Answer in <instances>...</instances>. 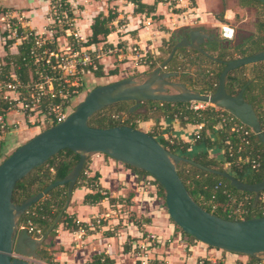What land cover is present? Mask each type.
<instances>
[{
    "label": "water",
    "instance_id": "obj_1",
    "mask_svg": "<svg viewBox=\"0 0 264 264\" xmlns=\"http://www.w3.org/2000/svg\"><path fill=\"white\" fill-rule=\"evenodd\" d=\"M258 1L264 6V0ZM220 35L221 38L231 39L233 30L224 25L220 28ZM205 37L208 34L204 29L188 30L187 36H183L173 45L162 62L149 72L141 74V81L134 76H128L95 85L62 121L40 130L0 161V264H40L41 256L38 251L68 207L83 165L92 153L106 154L151 176L163 190L169 218L185 234L208 247L264 261V216L226 219L205 210L187 191L178 175L176 164L183 161L197 169L226 178L235 189L254 193L253 205L264 190V179L255 183L243 182L225 169L209 167L174 153L150 133L129 125L93 127L88 124L94 113L121 101L134 102L129 107V112L148 100L170 103L200 101L230 113L250 128L264 146V131L258 115L252 104L243 97L246 84L235 95L227 93L225 88L230 71L264 61V48L249 55L220 60L202 49ZM183 46L223 63L214 91L200 93L191 90L182 82L168 80L176 73L165 71L167 63L175 49ZM168 88L174 92H167ZM63 149L78 153L72 169L63 178L50 182L21 203L13 202L12 193L16 182ZM59 185H66V200L45 232L35 237L25 226H20V217L32 204Z\"/></svg>",
    "mask_w": 264,
    "mask_h": 264
},
{
    "label": "trees",
    "instance_id": "obj_2",
    "mask_svg": "<svg viewBox=\"0 0 264 264\" xmlns=\"http://www.w3.org/2000/svg\"><path fill=\"white\" fill-rule=\"evenodd\" d=\"M130 1L135 6L133 9L134 13H142L144 11L149 13L153 11V4H147L141 0ZM237 3L240 7L261 9L262 11L259 12V14L263 16V18L256 19L253 32L246 34V36H238L237 34L235 36L236 40H233L234 43L231 39L225 40L216 36L214 40H208L202 45V49L206 53L220 60L235 58L231 56L233 53L237 56H244L264 48V6L258 0H237ZM114 16L115 13L112 11H109L106 15L98 14L91 24V34L82 43L83 47L89 48L91 44L100 42L108 35L111 31L110 23ZM183 29H188V27L171 32L169 38L163 40L162 43H170L172 47L173 44L177 42L175 38L176 33ZM188 49L189 48L184 47L178 48L167 65L169 67L175 66V64L178 63V58L182 60L184 57L185 59H183V61L189 66H196L199 68L197 73L199 74L203 86L194 85L190 79L185 78V73H180L181 75L176 73V75H179L177 81L184 83L191 90H196L200 93L207 94L214 91L223 65L217 64V60L209 59L203 53L191 48L192 54ZM161 51H163V48L160 46L159 52L155 57H152L153 59L151 63L148 64L147 69L152 70L163 61L164 58L162 59L160 57ZM208 63L216 64L218 68H216V70H210L207 69V67L201 66V64L209 66ZM201 67L204 69L200 70ZM245 68H247L248 74L244 72L246 70ZM84 72L92 73L95 77L111 76L118 73L116 68L104 72L100 62L97 63L96 69L86 68ZM245 84L246 87L243 92V97L247 102L252 104L258 115L262 130L264 131V61L247 64L230 71L226 78L225 88L229 94H234ZM82 88L83 86L80 85L79 90ZM133 104V101H121L105 107L94 113L89 119L88 124L93 127H111L125 124L139 129L136 120H152L154 121L153 126H156L155 123L157 124L160 119H175L180 125H185L187 123L200 125L199 129L192 134L189 141L173 137L171 134H168L167 137H163L161 134L158 136L156 131L148 133L156 137V139L168 150L181 156L192 158L206 166L225 169L243 182L255 183L264 179V146L253 132L243 136L240 132L232 130L233 123L237 120L231 119L226 111H222L210 105H207L203 109L193 110L190 108L189 103H170L152 100L141 102L139 107H137L142 110L144 109V113L142 112L137 115L128 113V117L123 121L118 116L115 117L112 112L108 111L111 108H115L116 112L128 111L129 107ZM49 126L51 125H46L43 129ZM154 128L155 127H153V129ZM1 147L0 155L2 152L4 153L7 148L3 141ZM198 148H200L199 151L191 156H187L186 153L189 149L191 151ZM209 148L221 150V156L219 158L209 156L207 152ZM103 155L107 156L106 154ZM77 159V152L69 149L60 150L47 159L45 163L35 167L16 182L12 193V201L21 203L30 195L43 189L50 182L63 178L75 165ZM87 162L88 158L83 165L75 187L85 186L93 191L87 192L83 196L82 202L84 204L95 205L105 198L111 201L112 198L109 197L108 193L102 192L98 183L99 174L97 172L91 175L85 173ZM179 164L184 166V172L178 170L177 167ZM126 166L137 172L141 177L148 175L142 170L130 167L129 165ZM176 169L191 197L205 210L226 219H245L253 216H264V190L259 194L257 203L253 205L254 193L235 189L229 184L226 178L197 169L183 161H179L176 164ZM152 182L155 184L158 195L164 197L161 186L155 180ZM65 200L66 185L54 187L22 214L19 220L20 226L30 224L40 229V234L44 233L63 206ZM238 203L239 207L244 210V216L241 218L229 217L228 212L231 207H236ZM163 205L165 204L163 203ZM58 224H63L70 230L79 227L83 228L85 226L83 222L76 221L74 215L67 213L66 210L62 213ZM58 224L49 233L38 251L41 259L50 264L52 262L59 264L54 260V252L51 253L48 251V248L54 245ZM177 229L181 231L178 227ZM181 232L189 239H194L183 231ZM83 264H113V260L107 255H104V253H97ZM203 264L211 263L209 260L203 258ZM245 264H264V261L247 256Z\"/></svg>",
    "mask_w": 264,
    "mask_h": 264
},
{
    "label": "crops",
    "instance_id": "obj_3",
    "mask_svg": "<svg viewBox=\"0 0 264 264\" xmlns=\"http://www.w3.org/2000/svg\"><path fill=\"white\" fill-rule=\"evenodd\" d=\"M67 1L76 21L75 30L83 39L91 34V24L98 14L106 15L109 11L115 13L110 23V33L97 44H118L123 49L120 53L106 55L99 60L104 72L113 68L119 74L128 68L145 72L152 57L159 52L161 41L167 40L171 32L193 26L215 27L220 32V28L226 24L221 18H213L210 10L218 5V0L207 2L206 5H201L205 0H141L154 5L153 11L149 13H134L135 6L130 0ZM48 8L49 0H0V9L26 16L29 25L39 30L47 24ZM159 24H163L166 30H161ZM130 45H138L146 51L151 57L150 63L137 64L132 52L127 49ZM118 73L106 77L117 76ZM20 127L25 126L20 123ZM199 127L187 123L180 125L183 134H170L189 141ZM30 129L31 135L26 140L43 127L31 126L27 130ZM194 150L197 152L200 148ZM207 152L209 156L219 158L222 151L209 148ZM86 172L89 175L95 172L99 174L98 183L102 192L108 193L112 200L105 198L95 205L84 204L83 196L93 190L85 186L74 187L66 211L85 226L70 230L58 224L55 243L51 248H58L53 255L59 264H83L97 253L107 255L113 264H131L136 258L134 243L147 233L156 235L158 239L148 257L162 264H196L203 258L211 264H245L247 261V256L211 248L189 239L169 218L163 203L159 204L155 184L123 163L102 153H92L88 157ZM96 219H99L98 224H94ZM129 260L131 262L127 263Z\"/></svg>",
    "mask_w": 264,
    "mask_h": 264
},
{
    "label": "built area",
    "instance_id": "obj_4",
    "mask_svg": "<svg viewBox=\"0 0 264 264\" xmlns=\"http://www.w3.org/2000/svg\"><path fill=\"white\" fill-rule=\"evenodd\" d=\"M48 10L47 24L39 30L29 25L26 16L0 9V152L5 135L20 128V123L45 127L62 121L73 109L83 86L81 76L87 73L84 69H96L103 56L123 49L118 44L104 43L83 47L86 39L75 30L76 21L67 0H49ZM127 49L137 64L150 63L151 57L140 46L130 45ZM189 106L198 110L207 104L191 101ZM237 121L232 130L243 136L252 132ZM145 180L154 179L147 175ZM98 223L96 219L94 224ZM25 227L33 236L40 235V229L30 224ZM157 241L156 235L147 233L135 242L136 258L131 264H162L148 257ZM196 264H203V259Z\"/></svg>",
    "mask_w": 264,
    "mask_h": 264
},
{
    "label": "rangeland",
    "instance_id": "obj_5",
    "mask_svg": "<svg viewBox=\"0 0 264 264\" xmlns=\"http://www.w3.org/2000/svg\"><path fill=\"white\" fill-rule=\"evenodd\" d=\"M211 1L212 0H205V3L202 2L201 5H206L207 2H211ZM218 1H219L218 5L217 6L215 5L213 7L211 6L212 8L210 10L212 12L213 18H222L223 20H225V23H226L225 25L230 26L234 29L233 37L231 38L232 41L236 40L235 36L237 34H238V36H240V35L246 36V34L253 32L254 31V22L256 21V19L257 18H263V16H261L259 14V12L262 11L261 9H254L251 7L250 8L249 7H240L237 3V0H218ZM214 2H215V0H214ZM159 27L161 28V30H164V31L166 30L165 29L166 27L163 26V24H159ZM193 27H195V26H193ZM207 28L211 29L209 27H207ZM212 29H214V28H212ZM214 32H216L217 37L221 38L219 28H215ZM223 39L228 40L227 38H223ZM233 43H234V41H233ZM161 47L163 48V51H161L160 57L162 59L163 58L165 59L167 57V55L169 54V49H170L171 45H170V43L167 44V42H166V44H164L161 41ZM189 49H191V48H189ZM189 49H188V51H190V53H192V49L191 50H189ZM231 56L232 57H238L234 53ZM183 59H185V58L183 57L182 60H180V58H178V60H177L178 63L175 64V66L169 67L167 65L166 69L169 71H173V72L177 71L176 73H179V75H181L180 73H185V75H186L185 78L190 79V81L193 82L194 85L202 87L203 83H201L199 74L197 73L199 68H197L196 66H189L187 63H185V61H183ZM208 65L209 66H205L204 64H201V66L207 67V69H210V70H216V68H218V66L216 64H209L208 63ZM203 67H201L200 70L204 69ZM245 69L246 70L244 72L247 73L248 72L247 68H245ZM145 71L147 73L150 70L145 69ZM143 72H139V71H136L134 69L132 70L131 68H128V69L121 71V74L118 73L117 76H113V77H106L105 76L103 78H97L92 73H88V72L84 73L83 76H81V80L83 81V88L80 90L79 94L75 97L73 106H75L80 100H82L83 97L85 96V94L92 87H94L97 84H101L104 81H105L104 83L111 82V81L121 79L124 77H128V76H134L138 81H141L143 79V75H141ZM179 75L175 74V76H172L170 78V80L171 81H177V77ZM169 92H174V90L169 88ZM206 104L212 106V104H210V103H206ZM73 106H72V108H74ZM108 111L112 112V114H114L115 117L118 116L123 121L128 117V113H133V114L137 115L139 113H142L144 111V109L142 110L139 108H135L131 112H129V110L124 111V112L123 111L116 112L115 108H111ZM17 116H20V115H17ZM136 121L138 124V128L140 130L146 129L147 132L156 131V134H158V136H160V134H161L163 137H167L168 134H170V132H172L173 134L176 132L179 134H183V131H181L179 129L180 125L177 123V121L175 119H171V120L160 119V121L157 124L155 123L156 126H153L154 121H152V120H148V122L145 121L144 123L141 121H138V120H136ZM146 122H147V124H146ZM26 125L27 126H25L23 128L20 127V128L15 129V131L13 132L12 135L11 134L5 135L3 142L5 143V146L7 148H6V151L4 153L3 152L1 153L0 160H2L7 155H9L18 145L25 142L26 137L28 135H31L30 133L32 132V129L27 130L31 126L28 124H26ZM153 127H155V128L153 129ZM29 138H31V137H28V139ZM194 153H195L194 150L190 151V149H189L186 154H187V156H191ZM123 165L126 166L125 164H123ZM183 167L184 166L182 164H179L177 168L181 172H184ZM158 201H159V204L164 203V197L162 195H159ZM164 207H165V205H164ZM165 211H166V207H165ZM166 213H167V211H166ZM243 213H244V210L241 207H239V203H238L236 207H234V206L231 207L230 211L228 212V216L233 217V218H238V217L241 218L244 216ZM54 243H55V240H54ZM57 250H58V248H56V249H52L51 247L48 248V251L51 253H53ZM130 262H131L130 260L127 261V263H130ZM40 264H44V261L42 259L40 260ZM52 264H56V263L52 262Z\"/></svg>",
    "mask_w": 264,
    "mask_h": 264
},
{
    "label": "flooded vegetation",
    "instance_id": "obj_6",
    "mask_svg": "<svg viewBox=\"0 0 264 264\" xmlns=\"http://www.w3.org/2000/svg\"><path fill=\"white\" fill-rule=\"evenodd\" d=\"M221 20H223L222 18H221ZM225 21V20H224ZM192 28H195V29H204L205 30V32L208 34V37H205L204 38V41H203V43H202V45L206 42V41H208V40H214V38L217 36L216 35V32H214V30H215V27H209V28H211V29H208L207 27H203V26H197V27H192ZM212 28H214V29H212ZM191 28H189V29H183V30H179L177 33H176V39H177V42L183 37V36H187V32H188V30H190ZM221 39H223V38H221ZM174 45V44H173ZM201 45V46H202ZM173 47V46H172ZM172 47H171V49H172ZM183 47H185V46H183ZM178 48H182V47H178ZM178 48H176L175 49V51L178 49ZM185 48H190V47H185ZM171 49H170V51H171ZM174 51V52H175ZM170 53V52H169ZM174 54V53H173ZM217 64H220V65H223V63L219 60L218 62H217ZM165 71H169V70H167L166 68H165ZM170 72H173V71H170ZM176 73V72H175ZM172 76H175V75H172ZM171 76V77H172ZM171 77H169L168 78V80H170V78ZM171 81V80H170ZM179 82V81H178ZM241 88V87H240ZM167 92H169V88L167 89ZM238 92V91H237ZM236 92V93H237ZM228 93V92H227ZM236 93H234V94H231V95H235Z\"/></svg>",
    "mask_w": 264,
    "mask_h": 264
}]
</instances>
